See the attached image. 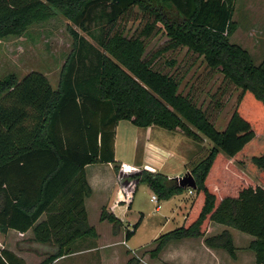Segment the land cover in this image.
I'll return each mask as SVG.
<instances>
[{"label":"trees","instance_id":"obj_1","mask_svg":"<svg viewBox=\"0 0 264 264\" xmlns=\"http://www.w3.org/2000/svg\"><path fill=\"white\" fill-rule=\"evenodd\" d=\"M235 4L236 0H0V37L20 34L36 20L62 14L73 25L69 30L74 38L57 89L37 71L21 80L14 75L0 79V232L32 228L31 246L49 252L39 264H52L71 253L78 239H96L85 207L92 193L85 167L112 163L120 171L115 129L127 119L139 127L179 129L196 141L203 135L214 144L189 169L196 188L184 224L160 234L150 255L157 257L171 241L204 236L215 221L254 236L249 247L255 264H264V187L251 183L231 193L232 178L223 160L229 156L256 177L264 174V62L256 64L247 49L230 41L236 28ZM134 7L147 22L137 35L127 36L118 24ZM161 30L168 37L164 50L187 47L241 90L225 130L217 129L207 112L180 91L176 76L154 68L161 51L146 57L147 38ZM131 177L136 181L125 185L130 196L142 182L159 200L185 190L176 177L160 171L142 168ZM142 218L143 214L127 231L128 238ZM100 220L122 223L105 208ZM205 243L236 256L228 230L207 237ZM0 264L26 262L0 248Z\"/></svg>","mask_w":264,"mask_h":264},{"label":"rangeland","instance_id":"obj_2","mask_svg":"<svg viewBox=\"0 0 264 264\" xmlns=\"http://www.w3.org/2000/svg\"><path fill=\"white\" fill-rule=\"evenodd\" d=\"M233 19L236 28L230 37V41L247 49L256 64L263 63L264 0H236ZM146 22L147 16L138 7H134L133 10L122 17L118 27L121 30L123 29L127 36H133L141 31ZM70 25L73 26L65 16L57 14L34 21L20 34L0 37V79H4L8 75H14L17 80H21L30 72L37 71L43 73L53 88L57 89L63 67L74 48V38L69 30ZM76 29L88 37L81 29L77 27ZM167 43L168 37L163 30L147 38L146 57L150 58L153 54L161 51V55L155 59L154 68L176 76L180 80V91L191 96L196 104L207 112L217 129L225 130L237 108L238 96L241 90L226 80L221 72L211 69L206 64L203 56L189 51L187 47L164 50L163 48ZM171 61L174 64H171ZM131 127V129L124 127L120 129V139L126 145L119 156L120 159L128 160L132 156V146L130 144L134 133L132 129L137 128L132 125ZM180 132L189 143L183 144L182 149L185 148L187 153L191 152L188 155V168L190 169L192 165H195L209 153L214 144L203 135H201V140L196 141L183 131ZM167 142L171 143L172 141L168 140ZM140 155L141 148L137 153V159ZM223 160L226 171L230 179L232 178V184L229 186L231 193H235L242 186L251 183L252 185L264 187V174L256 177L237 160L229 156L224 155ZM137 172L135 171L130 175H121L120 181H123L125 185L131 179L136 181L131 176ZM187 172H190V170ZM244 176L251 182H246ZM208 184L210 185V182ZM132 186L134 185L132 184ZM182 193L179 194L183 195V202L188 204L192 198L191 194L187 191ZM127 196L129 197V194ZM151 196L153 195L147 184L139 183L135 194L134 209L138 214L139 212L145 214V224L126 246L122 245L121 247L135 248L139 244L156 238L161 233L184 224V218L179 209L174 212V216L167 218L164 203L160 201H157V203L151 202ZM194 198L195 194L191 199L192 202ZM157 205H161L162 208L156 210ZM89 207L91 221L96 222L95 210L91 205ZM182 209L183 207H181ZM228 231L233 238L236 254L235 257H232L224 249L226 258L231 259L230 263L255 264L254 252L249 247L251 239L254 237L236 228H231ZM0 238L2 239L1 234ZM29 241L28 238L17 241L16 246L17 248H24L23 252H27L26 254L33 264L42 261L49 255L48 249L45 248L35 246L27 249L24 247L23 245H28ZM153 247H155L154 244L148 246L149 249ZM147 254L149 263L155 264V258L150 255V252H147ZM85 261L88 264H95V260L89 256L85 258Z\"/></svg>","mask_w":264,"mask_h":264},{"label":"crops","instance_id":"obj_3","mask_svg":"<svg viewBox=\"0 0 264 264\" xmlns=\"http://www.w3.org/2000/svg\"><path fill=\"white\" fill-rule=\"evenodd\" d=\"M131 125L137 128L132 129L134 132L130 142L132 146V156L129 157L128 160L120 159L119 156L126 146L120 139V129L122 127L131 129ZM180 131L181 130L179 129L168 130L155 125L139 127L127 119L118 122L115 129L114 148L115 158L121 166L120 171L116 172L112 163L96 162L88 164L85 167L86 179L92 189L91 195L85 198V207L89 222L96 228L98 237L96 239L82 238L76 240L70 246L72 252L57 258L52 264H88L85 261L87 256L93 258L95 264H129L130 258L135 259L133 264H153L149 263L147 260V252H150L154 247L149 249L148 246L155 245L154 240L160 234L146 243L135 246V248L127 249L121 247L122 245L126 246L127 243L135 237L138 230L144 226L146 216L143 212H139V214L136 213V210L134 209L136 190L133 195L130 196L128 191H126L124 182L120 181V176L130 175L135 171L141 170L140 168L160 171L171 178L187 172L189 170L188 155L191 152L187 153L185 148L182 149L183 144L186 145L189 143ZM167 139L172 142H167ZM172 143L174 144L172 145ZM140 148L141 155L138 156L139 158L137 159V153ZM138 186L139 184L137 185V188ZM149 189L151 194L155 195L150 187ZM184 191L191 194L192 198L194 197L195 191L193 189L185 188ZM128 194L129 197L127 196ZM182 194H176L165 200H157L164 203L167 218L174 216V212L179 209L185 220L187 211L192 203V198L189 200L188 204H186L183 202L184 198ZM150 200L153 203H157L152 200V196L150 197ZM89 205L95 210L96 222L94 220L91 221ZM181 207H183L182 210ZM103 208L108 212L115 214L122 223L114 226L113 223L107 220H100ZM161 208V205L156 206V210H160ZM142 214L143 218L140 225L135 229L134 234L128 238L127 231L133 230L134 223L138 221ZM45 217L46 215H42L41 219H44ZM231 228L233 227L211 221L204 236L188 237L169 242L157 257H153L155 258L154 263L231 264V259L229 260L226 258L223 248L210 247L205 243L207 237L218 235L224 230H231ZM0 234L2 235V239L0 238L2 246L0 248L10 249L18 256L22 257L26 264H33L26 254L27 252H23L24 248H17L16 246L17 241L27 238L30 240L33 237L32 228L24 232L17 229H9L5 233L0 232ZM253 239H251V241ZM31 244L32 243H28V245L23 246L27 249L35 247L31 246ZM35 245L39 244L36 243ZM139 252H141L140 255H138ZM253 254L255 260V253ZM42 261H38L36 264H39ZM151 261L153 262V260Z\"/></svg>","mask_w":264,"mask_h":264},{"label":"water","instance_id":"obj_4","mask_svg":"<svg viewBox=\"0 0 264 264\" xmlns=\"http://www.w3.org/2000/svg\"><path fill=\"white\" fill-rule=\"evenodd\" d=\"M176 178H177V183L179 186L184 187V188H190V189L196 188L195 178L190 172L182 173Z\"/></svg>","mask_w":264,"mask_h":264},{"label":"built area","instance_id":"obj_5","mask_svg":"<svg viewBox=\"0 0 264 264\" xmlns=\"http://www.w3.org/2000/svg\"><path fill=\"white\" fill-rule=\"evenodd\" d=\"M191 192H192V190H191ZM152 200L155 201V202H157V200H158L157 196L156 195H153L152 196Z\"/></svg>","mask_w":264,"mask_h":264}]
</instances>
